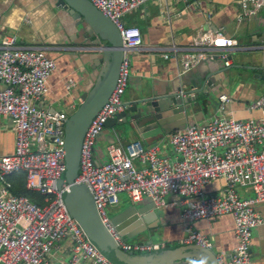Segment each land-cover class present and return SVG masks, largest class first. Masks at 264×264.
Instances as JSON below:
<instances>
[{
    "label": "built area",
    "instance_id": "1",
    "mask_svg": "<svg viewBox=\"0 0 264 264\" xmlns=\"http://www.w3.org/2000/svg\"><path fill=\"white\" fill-rule=\"evenodd\" d=\"M117 26L123 54L115 84L102 106L88 123L80 145L79 168L75 177L92 192L95 206L105 226L125 251L144 252L163 246L159 241L128 240L111 221L108 207L125 192L131 202L149 197L155 205L182 202L181 243L212 246V239L193 227L198 218H214L230 213L234 221L235 246L226 254H216L217 264H250L252 229L263 220L257 204H264V93L251 99L248 108L259 115L237 118L214 113L201 122L187 123L168 136L174 156L160 152L162 141L145 144L132 139L124 144L110 142L107 157L95 159V143L106 119L123 109L122 94L130 75L129 51L142 43L141 29L125 24V12L146 0H90ZM238 20L250 18L264 0H237ZM237 39L221 30H198L187 46L168 48L178 58L180 72L201 60L220 55L230 64L229 48ZM67 48L66 46H58ZM44 45L21 44L10 33L0 39V114L10 117L14 149L0 154V264H47V255L64 237L72 240L69 258L63 264H115L90 241L75 217L68 211L62 193L68 188L65 171V110L49 111L35 100L47 90V78L55 67ZM169 53L165 52L164 56ZM71 82H67L69 86ZM218 110L228 99L219 96ZM24 172L25 186L43 196L41 203L24 193L10 190L7 175ZM223 178L218 191H207L206 184ZM249 188L244 194L238 187ZM201 257L184 258L166 264H195ZM205 261V260H204ZM206 262V261H205Z\"/></svg>",
    "mask_w": 264,
    "mask_h": 264
},
{
    "label": "crops",
    "instance_id": "2",
    "mask_svg": "<svg viewBox=\"0 0 264 264\" xmlns=\"http://www.w3.org/2000/svg\"><path fill=\"white\" fill-rule=\"evenodd\" d=\"M133 9L123 14L122 19L125 24L140 27L142 43L129 51L130 78L122 94V101L130 98L145 81H149L152 89L159 92L171 88L174 78H178L182 86L188 87L191 85L184 84L187 80L213 71L217 84L213 83L210 87L218 88L210 96H200V110L204 112L202 121L214 113L237 118L259 115L258 109L251 110L247 104L264 93V86L259 84L263 67H252L254 64L262 66V62L255 59L264 52V7L243 20L237 19L240 10L237 0H146ZM205 28L221 30L235 37L239 43L227 50L231 58L228 65H233L226 71L234 74L228 83L227 78L222 77V71L214 72L219 65H227L220 55H216L218 58L201 60L190 69L180 72L178 58L168 48L171 44L187 46L192 36ZM5 33L13 34L21 44L47 47V53L55 59V67L47 78V90L35 102L49 111L65 110L67 114L72 112L81 101L82 92L90 84L87 83L85 70L92 57L100 55L99 50L94 49L93 41L85 35L84 29L78 26L73 14L57 4L56 0H0V39ZM165 52L169 54L164 56ZM69 81L71 84L67 86ZM221 94H226L228 99L223 102L220 112L217 106ZM200 110L195 107L188 113V118L192 114L201 117ZM122 125L125 128H121ZM170 132L163 136L155 134L157 138L150 135L144 140L132 125L120 123L116 126H104L97 135L95 159L97 162L106 159L107 145L110 142L124 144L136 138L145 144L162 141L160 152L173 157V150L167 141ZM14 137L10 117L0 114V154L13 151ZM15 173L16 171L7 175L11 183L10 190L12 178L14 182L22 179ZM223 185V178L218 177L209 181L205 188L207 191H218ZM238 189L246 195L252 194L244 186H239ZM127 198L125 192H120L118 201L108 207L111 214L131 203ZM154 209L157 215L150 220V225H155L150 228L151 236L146 233L132 235L139 226H131L128 233L132 237L128 240L159 241L163 246L180 244L179 238L183 235L180 225L182 202L168 206L155 205ZM257 209L263 220L252 229L250 264H264V204L259 202ZM193 227L212 239L211 248L215 254H228L235 246L234 221L230 213L214 218H198L193 221ZM72 244L70 238H61L47 255V264H63L69 258ZM78 264H89V261L83 259Z\"/></svg>",
    "mask_w": 264,
    "mask_h": 264
},
{
    "label": "water",
    "instance_id": "3",
    "mask_svg": "<svg viewBox=\"0 0 264 264\" xmlns=\"http://www.w3.org/2000/svg\"><path fill=\"white\" fill-rule=\"evenodd\" d=\"M56 2L73 14L78 26L84 29L85 35L93 41L94 49L100 52L99 56L92 57L86 68V79L90 84L82 92L81 101L68 114L64 124L65 171L64 177L57 180V187L61 186L63 179L68 183V188L62 193L68 211L80 224L87 238L115 264H166L191 257H201L206 264H217L213 249L195 242L162 246L144 252L121 249L102 221L92 192L84 182L75 180L84 131L93 115L107 100L115 84L123 54V42L115 23L90 0H56ZM255 60L262 62V66L254 64L252 67H263V73L259 78L261 80L259 84L263 87L264 52L258 54ZM232 65H219L214 72L222 71V77L227 78L228 83L233 79L234 74H230L226 69ZM178 81V78H174L171 88L159 92L152 89L149 81H145L130 98L122 101L123 109L108 117L104 126H116L120 123L132 125L140 138L145 140L150 135L154 138H157L155 134L163 136L166 132L182 128L187 123L201 122L204 112L200 110L202 109L200 96L203 94L210 96L211 92L218 88V86L210 87L213 83L217 84V77H213V71L201 74L184 82L186 85H191L188 87L182 86ZM195 107L200 110L201 117L192 114L193 117L188 118V113ZM121 128L125 126L122 125ZM147 198H144L142 203L131 202L110 216L115 228L125 239L139 233L151 236L150 228L155 225H150V220L157 214L154 209L155 203ZM131 226H139L132 235L128 233Z\"/></svg>",
    "mask_w": 264,
    "mask_h": 264
},
{
    "label": "trees",
    "instance_id": "4",
    "mask_svg": "<svg viewBox=\"0 0 264 264\" xmlns=\"http://www.w3.org/2000/svg\"><path fill=\"white\" fill-rule=\"evenodd\" d=\"M17 175H20L22 177L21 181L19 182H14L12 178V190L18 193H24L27 196H29L32 200L37 201L39 203L42 202L43 196L40 194L38 191L29 189L25 186V180H24V173L21 170H15ZM14 172V171H13ZM23 175V176H22Z\"/></svg>",
    "mask_w": 264,
    "mask_h": 264
},
{
    "label": "rangeland",
    "instance_id": "5",
    "mask_svg": "<svg viewBox=\"0 0 264 264\" xmlns=\"http://www.w3.org/2000/svg\"><path fill=\"white\" fill-rule=\"evenodd\" d=\"M132 10H134V9H130V10L127 11V12H130V11H132ZM127 12H125L124 14H126ZM129 78H130V75H129ZM128 82H129V79H128ZM63 177H64V175H63ZM127 197H128V196H127ZM127 199L130 200L129 197H128ZM130 201H131V200H130ZM108 213H109L110 216L112 215L111 212H110V210H108Z\"/></svg>",
    "mask_w": 264,
    "mask_h": 264
},
{
    "label": "clouds",
    "instance_id": "6",
    "mask_svg": "<svg viewBox=\"0 0 264 264\" xmlns=\"http://www.w3.org/2000/svg\"><path fill=\"white\" fill-rule=\"evenodd\" d=\"M195 264H206V262L204 260H200L198 262H195Z\"/></svg>",
    "mask_w": 264,
    "mask_h": 264
}]
</instances>
